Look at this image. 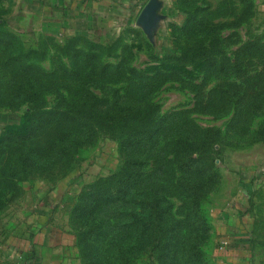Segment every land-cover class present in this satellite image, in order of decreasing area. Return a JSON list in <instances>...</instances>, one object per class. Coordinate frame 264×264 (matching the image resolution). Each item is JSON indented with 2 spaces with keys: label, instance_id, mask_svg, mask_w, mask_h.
Instances as JSON below:
<instances>
[{
  "label": "rangeland",
  "instance_id": "374dc122",
  "mask_svg": "<svg viewBox=\"0 0 264 264\" xmlns=\"http://www.w3.org/2000/svg\"><path fill=\"white\" fill-rule=\"evenodd\" d=\"M100 1L112 2L107 14L89 2L65 22L53 15L58 6L0 0V134L27 121L29 92L60 114L94 98L91 112L104 123L143 120L157 134L133 150L127 133L112 139L98 124L93 142L75 145L56 165L33 171L20 161L16 185L0 184V264H85L75 206L96 185L113 183L135 152L144 165L133 195L164 198L183 245L195 230L188 187L201 186L207 264H264V0ZM150 4L152 18L143 20ZM23 73L27 79L17 81L28 92L16 85ZM68 127L51 124L0 150V175L23 149L49 160L57 154L50 138ZM194 143L216 153L184 172L179 150ZM137 206L129 199L98 211L104 256L116 248L111 240L126 247ZM46 220L53 224L49 237H63V263L36 251L38 222ZM149 250L126 264H160Z\"/></svg>",
  "mask_w": 264,
  "mask_h": 264
},
{
  "label": "trees",
  "instance_id": "16d2710c",
  "mask_svg": "<svg viewBox=\"0 0 264 264\" xmlns=\"http://www.w3.org/2000/svg\"><path fill=\"white\" fill-rule=\"evenodd\" d=\"M9 55L10 52H8ZM20 78L25 80L27 75L23 73L22 76L15 78L18 89L24 92L30 91L24 86V81H17ZM25 98L31 103L27 121L17 126H7L4 129L0 134V150L11 144H20L36 138L51 124L70 125V127L64 128L60 134L50 138L52 145H56L57 154L52 155L49 160L41 163L32 154V149H23L17 158L15 156L13 160L9 158L5 161L0 175V184L3 187L16 185L14 176L18 174L20 161L33 171L56 165L75 145L93 142L99 134L98 124L103 126L105 124L106 135L112 139L118 138L122 133H127L128 147L133 150L143 143L153 142L157 134V129H149V123H144L143 120L115 118L104 123L100 117L91 112L95 106L94 98L82 101L75 112L66 109L68 111L62 114L58 112L62 111L59 110L60 107L54 110H44V101L36 93L29 92ZM77 126L84 127V131L80 132ZM201 146L194 143L193 146L180 148L176 162L182 171L194 172L201 157L206 158L216 153L214 148L206 151L200 148ZM128 164V167L113 183L96 185L92 190L82 194L75 206V217L81 227L78 242L85 264H126L142 254L146 246H150V255H154L160 264H180V261L182 264H207L201 250L207 235L202 229L206 224L199 212L202 187H188L192 194L190 213L195 230L183 245L179 238L180 224L170 217L171 205L162 197H152L153 199L146 200L145 197L133 195V188L143 177L144 160L135 152L131 155ZM14 197L15 195L12 194L10 198ZM129 199L139 208V211L131 214V221H128L130 226L127 225L133 231L132 237L123 241L126 246L124 249H122L123 245H117L111 240L110 243L116 248L113 253L104 256L102 238L106 234V226L104 220L96 218V215L102 208Z\"/></svg>",
  "mask_w": 264,
  "mask_h": 264
},
{
  "label": "crops",
  "instance_id": "0c3cea01",
  "mask_svg": "<svg viewBox=\"0 0 264 264\" xmlns=\"http://www.w3.org/2000/svg\"><path fill=\"white\" fill-rule=\"evenodd\" d=\"M29 3L33 4L36 8L38 7H44V8H50L52 6H58L60 7V11H58L55 15V19L58 21H65V22H71L73 21L72 18H74V15H78V12H75L74 10H78V7H83V4L89 3V2H94L93 5L96 6L98 9V14L104 15L107 14V10L105 8L111 9L112 7V2L107 4L105 1H100V0H27ZM107 4V5H106ZM64 7H69V12L65 14L64 17ZM83 15L81 14L80 17ZM64 17V18H63ZM76 18V17H75ZM47 222V220H46ZM42 229L40 232L37 233L36 239H40V241L36 244V251H40L42 253V260L49 262L51 261L52 263H57V262H64L62 260V257H60V253L63 251V237L61 239H57L54 237H49L52 235L50 232L51 225H53L51 222L43 223L42 221L38 222ZM46 224V225H45ZM45 226V227H43ZM56 226H53L55 228ZM64 233V232H63ZM64 236V235H61ZM45 242V243H41ZM42 244V245H41ZM41 245V247H40ZM40 249V250H39Z\"/></svg>",
  "mask_w": 264,
  "mask_h": 264
},
{
  "label": "water",
  "instance_id": "95a60500",
  "mask_svg": "<svg viewBox=\"0 0 264 264\" xmlns=\"http://www.w3.org/2000/svg\"><path fill=\"white\" fill-rule=\"evenodd\" d=\"M152 5L153 4L148 5L145 8V10L143 11V16H142L143 20H148V19L152 18V13H151L152 12V10H151Z\"/></svg>",
  "mask_w": 264,
  "mask_h": 264
},
{
  "label": "built area",
  "instance_id": "2783aa9c",
  "mask_svg": "<svg viewBox=\"0 0 264 264\" xmlns=\"http://www.w3.org/2000/svg\"><path fill=\"white\" fill-rule=\"evenodd\" d=\"M223 243H225V244H226V241H224Z\"/></svg>",
  "mask_w": 264,
  "mask_h": 264
}]
</instances>
